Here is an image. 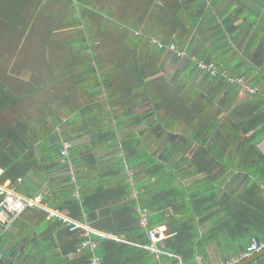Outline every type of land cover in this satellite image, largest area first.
<instances>
[{
  "label": "trees",
  "instance_id": "obj_1",
  "mask_svg": "<svg viewBox=\"0 0 264 264\" xmlns=\"http://www.w3.org/2000/svg\"><path fill=\"white\" fill-rule=\"evenodd\" d=\"M41 1L0 0V19L14 31L27 7ZM125 30L115 28L124 54L118 55L110 70L100 67L94 46L86 49L87 43L80 42L82 49L75 55L83 68L73 78L80 84L87 77L83 87L87 103L70 108L74 105L71 92L60 84L50 87L52 92L35 104L34 113L26 116L24 112L9 124L0 120L1 179L15 183L20 178L17 189L21 191L33 171L49 173L52 167L63 165L59 159L54 161L50 144H44L53 133L50 125L58 119L52 109L77 110L82 119L77 133L88 135L92 146L118 144L121 153L118 162L102 171L95 166L94 151L84 155L88 167L84 175L93 165L98 173L88 187L85 177L76 175L78 197L72 195V185L61 181L65 199L59 210L106 234L96 249L100 264L155 263L156 254L144 245L150 243L148 229L156 225L162 226L166 235L156 247L176 254L182 264H202L198 257L205 259L209 243L232 245L252 237L264 242V152L258 148L264 137V88L240 94V85L227 82L228 77L237 75L218 64L214 80L199 90L189 78L178 81L155 59L141 56L139 44ZM115 48L120 50L118 42ZM40 88L36 86L34 91ZM145 97H149L145 113L152 112L154 119L137 111ZM22 99L0 80V112L19 107ZM216 108L231 109V115H217ZM117 113L118 118H112ZM215 130L218 138L212 136ZM150 146L164 147L170 154L150 152ZM239 172L250 180L246 177L249 181L243 187L220 192ZM112 175H117V181L108 184ZM57 185L54 181L51 190ZM43 200L56 205L49 195L43 194ZM138 206L149 210L146 227L139 224ZM206 223L208 228L201 231ZM80 240L74 241L66 256ZM90 256L86 251L70 264L87 261ZM157 258L162 263L176 262L165 254Z\"/></svg>",
  "mask_w": 264,
  "mask_h": 264
},
{
  "label": "crops",
  "instance_id": "obj_2",
  "mask_svg": "<svg viewBox=\"0 0 264 264\" xmlns=\"http://www.w3.org/2000/svg\"><path fill=\"white\" fill-rule=\"evenodd\" d=\"M144 1L147 5L142 10ZM125 9H132L125 14H131L132 17L137 16L136 10L140 9L138 19L135 21L138 26L135 31L139 33L129 34L134 36L139 44L137 47L139 54L155 59L169 76L176 75L178 81L182 77H187L199 90H203L208 82L214 79L203 73L197 65L201 62H211L216 67L218 64L229 67L230 72L237 75L233 77H241L247 86L264 88V0H125ZM155 40H161L167 45L173 43L177 49L171 50L168 46L160 48ZM100 67L110 70L109 66L100 65ZM84 96L83 101L74 102L70 108L87 103L89 98L86 94ZM147 99L149 97L144 98L143 102H145L137 108V111L143 113L144 117L149 116L151 120L155 115L152 112L145 113L148 107ZM57 108L56 112L59 114L57 123L50 125L53 133L47 137L44 144H50L48 147L55 152L54 161L57 162L59 159L64 164L52 167L49 173L41 170L33 171L34 173L24 180L25 188L22 187L21 191L25 192H19L26 195L36 192L49 195V200L57 205L51 207L65 215L58 207L65 199L61 193L63 189L61 181L72 185L74 188L72 195L78 197L76 175L85 177L88 187L94 182L99 170L112 166L116 160L118 162L121 153L118 144L104 147L90 145L88 135L76 132L77 127L82 126L79 111L62 110V113V108ZM230 110L216 108L215 112L217 115L230 116ZM118 113L112 118H118ZM212 136L218 138V131L215 130ZM64 140L72 141L73 146L68 150L66 157H61L60 149ZM258 148L264 152V137L259 140ZM90 151L95 152V166H98V171L94 170L93 165L90 172L84 175L88 170L84 155ZM128 174L130 175L131 172L128 171ZM244 175V172H239L228 187H222L220 192L238 186L243 187L250 180V176L247 177L246 174L244 177ZM116 176L112 175L113 178L108 184L116 182ZM246 177L249 180H246ZM54 181L60 186L57 185L51 190ZM19 183L21 181L15 182L16 188ZM65 216L72 219L68 215ZM74 221L106 236L104 232L94 229L86 222ZM208 226V223L201 226V231ZM65 227L67 225L59 219L48 220L45 212L33 209L25 210L11 220L0 219V264H70L71 259L65 255V252L74 245L77 238L81 239L83 235L81 230L70 231ZM90 235L92 239H100L95 232ZM248 243V239L235 241L232 245H222L220 242L209 243L205 259L201 257L198 259L202 264L223 260H233V263H236L245 259L243 251ZM223 247L229 251H225ZM78 256L75 255L73 259L79 258ZM157 257L156 255V262L153 264H170L169 261L162 263ZM245 264H264V254Z\"/></svg>",
  "mask_w": 264,
  "mask_h": 264
},
{
  "label": "rangeland",
  "instance_id": "obj_3",
  "mask_svg": "<svg viewBox=\"0 0 264 264\" xmlns=\"http://www.w3.org/2000/svg\"><path fill=\"white\" fill-rule=\"evenodd\" d=\"M124 5L125 0H42L27 7L19 28L14 31L0 19V80L24 98L19 107L0 112V120L9 124L24 112L26 116L34 113L37 110L35 104L52 92L51 86L65 84L73 102L83 101L87 77L80 84L74 83L73 74H78L83 68L75 54L82 49L80 44L86 42L87 46L83 48L94 46L92 49L99 55V63L114 65L118 55L124 54L121 35L115 28L127 29L125 32L128 34L139 33L135 31L138 29L135 21L140 9L136 10L137 16L132 17L131 14L125 15L132 9L124 10ZM146 5L144 1L141 9L144 10ZM116 42L120 44V50L119 45L115 48ZM36 86H41L37 92L34 91ZM74 90L75 93L72 92ZM119 109L122 110L121 104ZM52 110L59 115L57 107ZM163 148L150 146L149 150L170 154Z\"/></svg>",
  "mask_w": 264,
  "mask_h": 264
},
{
  "label": "built area",
  "instance_id": "obj_4",
  "mask_svg": "<svg viewBox=\"0 0 264 264\" xmlns=\"http://www.w3.org/2000/svg\"><path fill=\"white\" fill-rule=\"evenodd\" d=\"M155 43L158 47H167L171 50H176L177 46L173 43L168 45L161 41L155 40ZM198 68L209 77H214L217 75L218 68L214 63L211 62H201L198 65ZM227 82L235 83L240 85L241 91L247 93H254L257 88L247 86L241 77H228ZM73 146V142L70 140H64L60 149V156L66 157L68 155V150ZM20 181V178L17 179V182ZM0 207H3L4 212L12 214L14 217L19 216L25 210L33 209L45 212L46 219L57 218L62 221L64 224L69 226L70 231H82V238L80 242L76 245L74 252L68 254L69 259H73L75 255H80L84 252H90L91 256L87 261H81L75 264H100V257L95 253V250L98 247V241L92 239L90 234L92 232L97 233L99 238L104 237V234L94 231L89 226L84 225L80 222L74 221L67 216L61 214L58 210L52 208L43 200V194L41 192H36L31 195H26L19 192L16 188V184L10 180H2L0 174ZM0 211V219L5 218V213ZM136 212L139 215V224L143 227L148 225V216L149 210L147 208L138 206ZM165 232L160 225H156L148 229V238L150 240L149 244L144 245L145 248L149 249L151 252H154L157 256L159 254H165L169 258L176 260L175 264H182L179 256L174 253L163 251L156 247L155 243L165 237ZM264 247V242L259 241L257 238L252 237L248 245L243 251V257L246 258L250 254L255 253L261 250ZM233 260H223L218 261L212 264H233Z\"/></svg>",
  "mask_w": 264,
  "mask_h": 264
},
{
  "label": "water",
  "instance_id": "obj_5",
  "mask_svg": "<svg viewBox=\"0 0 264 264\" xmlns=\"http://www.w3.org/2000/svg\"><path fill=\"white\" fill-rule=\"evenodd\" d=\"M0 211H3V212H4L3 207H0ZM4 213H5V218H6V220H11V219L14 218V216H13L12 214L7 213V212H4ZM263 254H264V247H263L261 250L255 252V253H252L250 256L246 257L245 259L240 260V261H238V262H236V263H233V264H245V263H247V262L253 260V259L256 258V257H258V256H260V255H263Z\"/></svg>",
  "mask_w": 264,
  "mask_h": 264
}]
</instances>
